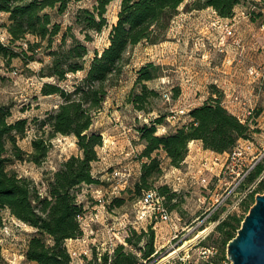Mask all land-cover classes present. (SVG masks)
I'll return each instance as SVG.
<instances>
[{
	"label": "rangeland",
	"instance_id": "374dc122",
	"mask_svg": "<svg viewBox=\"0 0 264 264\" xmlns=\"http://www.w3.org/2000/svg\"><path fill=\"white\" fill-rule=\"evenodd\" d=\"M95 3L72 1L63 14L49 10L62 30L51 50L45 41L42 43L33 61L25 63L16 58L8 66L0 59V104L11 107V121L28 120L27 136L18 140L27 153L32 151L31 142L37 135L35 120L45 118L62 101L57 95H43V84L73 90L84 78L95 51L102 52L109 45L120 0L108 6V26L102 32L89 30L92 41L86 43L89 55L84 71L68 74L63 81L42 75L41 70L53 60L50 52L58 50L67 27H72L76 38L84 40L85 31L75 24V17L79 8L92 9ZM6 23L7 16L0 14V40L4 43L9 39L3 27ZM67 38L69 46L72 41ZM35 40L30 36L17 46L27 48L26 42ZM150 63L159 66L158 77L146 84L158 95L148 101L149 112H142L129 102V95L139 71ZM107 90L102 107L93 113L91 127V132L103 139L92 167L97 184L77 190L78 203L84 209L80 217L83 235L65 243L70 257L73 254L72 262L90 264L95 256L100 262L105 253L113 258L116 248L123 246L125 252L138 259L137 264H212L214 255L203 259L200 250L203 246L219 247V223L231 215L245 218L256 196L264 194V167L256 174L257 167L264 166V0L243 1L231 18L220 17L212 8L188 10L182 5L161 41L142 42L128 51L121 73L107 83ZM210 99H219L251 131L231 152L223 154L205 150L201 142H192L179 168L171 166L163 151L155 155L161 161L163 175L153 190L167 185L175 193L171 199L158 194L169 214V219L163 220L153 211L154 205L144 207L145 193L139 195L136 191L135 183L145 161L140 157L144 145L139 129L162 117L157 135L170 134L190 121L191 110ZM79 154L74 136L59 135L41 165L15 160L9 169L32 180L45 195V179L63 161ZM242 195L246 198L237 205ZM119 200L123 201L121 205L117 204ZM151 232L155 253L147 259L143 253ZM35 234V229L0 209V264H36L25 259L28 241ZM225 255L220 259L218 251L220 262L215 264H231L227 247Z\"/></svg>",
	"mask_w": 264,
	"mask_h": 264
},
{
	"label": "trees",
	"instance_id": "16d2710c",
	"mask_svg": "<svg viewBox=\"0 0 264 264\" xmlns=\"http://www.w3.org/2000/svg\"><path fill=\"white\" fill-rule=\"evenodd\" d=\"M72 1L83 0H0V14L7 16V23L3 27L9 38L7 43L0 40V59L8 66L16 58H22L25 63L33 61L44 41L51 50L62 27L53 20L49 10L63 14ZM114 1L117 0H96L92 9L79 8L75 24L85 31L84 40L76 38L71 33L72 27H67L58 50L50 52L53 57L51 64L41 70L43 76L63 81L68 74L85 70V61L89 55L86 43L92 41L89 30L102 32L108 26L107 9ZM243 1L245 0H120L118 20L112 26L109 45L102 52L95 51L84 78L71 91L59 84H43V95H57L62 101L45 118L35 120L37 135L31 142L30 153L18 145V140L27 136L28 120L11 121V107L0 104V209L8 210L14 218L36 230L25 251L27 262L74 264L65 243L68 239L83 235L80 217L84 209L78 203L77 190L82 186L97 184L92 167L98 160L97 148L103 144L102 136L91 132L93 113L102 107L108 94L107 83L121 73L128 51L142 42L156 44L161 41L182 5L188 10L212 8L220 17L231 18L235 8ZM30 36L36 40L26 42L27 48L17 46L18 42ZM67 37L72 41L69 46H66ZM15 47H20L21 50L17 51ZM158 70L159 66L150 63L139 71L136 84L129 95V102L136 110L149 112L148 101L158 94L150 90L146 83L158 77ZM189 117L187 124L165 136L157 135V126L164 121L162 117L139 129L140 141L144 145L140 157L145 159L135 183L139 195L153 190L155 182L163 175L161 161L155 156L158 152L163 151L171 166L179 168L186 159L192 142H201L205 150L223 154L231 152L238 141L247 138L251 131L249 125L242 123L219 99H210L191 110ZM59 135L74 136L80 154L70 156L45 179L44 195L32 180L18 176L9 166L15 160H28L41 165L48 157L52 141ZM263 167L258 166L256 174H260ZM156 189L164 198L167 196L171 199L175 196L167 185ZM122 203V200L117 201L118 205ZM244 219L231 215L219 223L216 231L222 240L219 247L212 246L216 249L212 264L225 259L226 247L237 236ZM128 241L131 242L130 239ZM218 251L220 259L216 258ZM154 253L151 232L143 257L148 259ZM137 261L133 254L125 252L124 247L119 246L113 258L105 253L100 262H97L95 256L90 264H137Z\"/></svg>",
	"mask_w": 264,
	"mask_h": 264
},
{
	"label": "water",
	"instance_id": "95a60500",
	"mask_svg": "<svg viewBox=\"0 0 264 264\" xmlns=\"http://www.w3.org/2000/svg\"><path fill=\"white\" fill-rule=\"evenodd\" d=\"M227 257L231 264H264V194L256 196L237 236L228 244Z\"/></svg>",
	"mask_w": 264,
	"mask_h": 264
},
{
	"label": "built area",
	"instance_id": "2783aa9c",
	"mask_svg": "<svg viewBox=\"0 0 264 264\" xmlns=\"http://www.w3.org/2000/svg\"><path fill=\"white\" fill-rule=\"evenodd\" d=\"M246 195H242L237 199V205H240L243 203L245 200ZM160 196L158 195L156 190H149L145 192L142 203L144 204V207L154 205L156 208H154L153 211L158 212L161 215V218L163 220H168L169 219V214L166 211V209L162 206L161 201H160ZM147 213V212H146ZM146 213L144 215H146ZM155 213V212H154ZM153 213V214H154ZM216 254V249L214 247H206L203 246L200 250V257L203 259L210 258L211 256ZM71 258L73 259V254L71 255ZM185 263V262H183Z\"/></svg>",
	"mask_w": 264,
	"mask_h": 264
},
{
	"label": "bare ground",
	"instance_id": "6f19581e",
	"mask_svg": "<svg viewBox=\"0 0 264 264\" xmlns=\"http://www.w3.org/2000/svg\"><path fill=\"white\" fill-rule=\"evenodd\" d=\"M204 232H202L201 234H203ZM199 237V236H198ZM180 249H182V248H180Z\"/></svg>",
	"mask_w": 264,
	"mask_h": 264
}]
</instances>
